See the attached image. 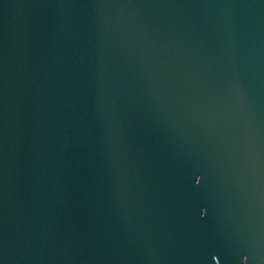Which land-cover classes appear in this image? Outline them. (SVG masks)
Masks as SVG:
<instances>
[{"label":"water","instance_id":"95a60500","mask_svg":"<svg viewBox=\"0 0 264 264\" xmlns=\"http://www.w3.org/2000/svg\"><path fill=\"white\" fill-rule=\"evenodd\" d=\"M0 264H264V0H0Z\"/></svg>","mask_w":264,"mask_h":264}]
</instances>
